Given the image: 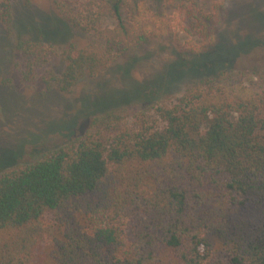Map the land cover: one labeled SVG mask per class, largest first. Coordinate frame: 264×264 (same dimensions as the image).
I'll use <instances>...</instances> for the list:
<instances>
[{
  "label": "trees",
  "instance_id": "1",
  "mask_svg": "<svg viewBox=\"0 0 264 264\" xmlns=\"http://www.w3.org/2000/svg\"><path fill=\"white\" fill-rule=\"evenodd\" d=\"M68 3L58 4L66 25L98 40L63 48L55 74L45 67L56 51L42 30L20 36L23 82L68 93L112 63L117 46L134 49L174 25L149 13L147 0ZM172 4L181 11L184 3ZM186 10L204 26L219 15L218 6ZM106 16L116 25L99 29ZM0 22L11 25L9 0L0 1ZM259 103L264 78L260 93L245 99L201 78L171 104L134 112L130 122L107 111L83 135L4 171L0 264H264Z\"/></svg>",
  "mask_w": 264,
  "mask_h": 264
},
{
  "label": "rangeland",
  "instance_id": "2",
  "mask_svg": "<svg viewBox=\"0 0 264 264\" xmlns=\"http://www.w3.org/2000/svg\"><path fill=\"white\" fill-rule=\"evenodd\" d=\"M74 1L9 0L11 25L0 22V174L83 135L107 111L130 122L132 113L171 104L201 78H211L222 92L244 99L261 91L264 0H147L149 13L172 17L174 25L166 33L134 49L117 46L112 63L95 77L80 79L68 93L55 85L46 89L40 80L23 82L16 67L20 36L32 39L37 28L42 30L56 51L45 67L55 74L64 67L63 48L98 40L92 31L66 25L58 4L73 7L68 2ZM173 1L184 3L181 11ZM191 4L199 14H210L218 6L219 15L199 25L186 10ZM115 25L111 16L97 23L99 29ZM257 117L264 134V103H259Z\"/></svg>",
  "mask_w": 264,
  "mask_h": 264
}]
</instances>
